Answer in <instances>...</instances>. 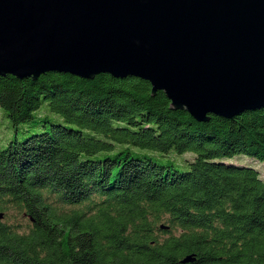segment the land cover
Listing matches in <instances>:
<instances>
[{"label":"trees","instance_id":"1","mask_svg":"<svg viewBox=\"0 0 264 264\" xmlns=\"http://www.w3.org/2000/svg\"><path fill=\"white\" fill-rule=\"evenodd\" d=\"M149 93L107 73L0 76L13 129L38 128L0 147V264H264L263 179L224 161L264 163V106L198 122ZM170 150L194 156L180 169Z\"/></svg>","mask_w":264,"mask_h":264},{"label":"water","instance_id":"2","mask_svg":"<svg viewBox=\"0 0 264 264\" xmlns=\"http://www.w3.org/2000/svg\"><path fill=\"white\" fill-rule=\"evenodd\" d=\"M48 71L133 76L195 121L230 118L264 106V0H0V76Z\"/></svg>","mask_w":264,"mask_h":264},{"label":"rangeland","instance_id":"3","mask_svg":"<svg viewBox=\"0 0 264 264\" xmlns=\"http://www.w3.org/2000/svg\"><path fill=\"white\" fill-rule=\"evenodd\" d=\"M39 110L47 112V108L45 104H41L39 109L34 113H37ZM48 115L51 117L52 120L60 121L61 118L59 115L52 114L48 112ZM29 131H36L38 130L37 127H28L26 123H20L17 125L16 129H13L10 122L8 121L7 117L4 115V111L0 109V147L4 146L7 141L15 135L16 137L20 138L23 134V130ZM166 156L174 161L175 164L179 165L180 169L185 168V164L187 160H191L194 156L192 152H183V153H176L173 150H170ZM227 163H234L237 165H249L255 168L259 173L260 177H262L264 182V163L246 155H235L230 159L224 160Z\"/></svg>","mask_w":264,"mask_h":264}]
</instances>
